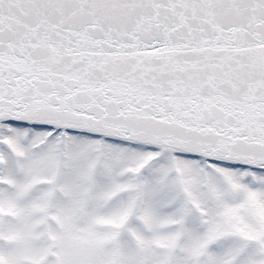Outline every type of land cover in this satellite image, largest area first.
<instances>
[{
	"label": "snow or ice",
	"instance_id": "snow-or-ice-1",
	"mask_svg": "<svg viewBox=\"0 0 264 264\" xmlns=\"http://www.w3.org/2000/svg\"><path fill=\"white\" fill-rule=\"evenodd\" d=\"M0 264H264V0H0Z\"/></svg>",
	"mask_w": 264,
	"mask_h": 264
}]
</instances>
